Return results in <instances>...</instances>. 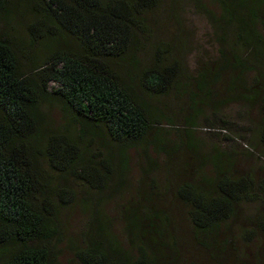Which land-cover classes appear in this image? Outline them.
Masks as SVG:
<instances>
[{
    "label": "trees",
    "instance_id": "obj_1",
    "mask_svg": "<svg viewBox=\"0 0 264 264\" xmlns=\"http://www.w3.org/2000/svg\"><path fill=\"white\" fill-rule=\"evenodd\" d=\"M36 1L43 14L28 27L31 45L44 48L37 65L25 69L22 44L0 29L1 264H53L47 245L57 234L53 198L67 191L46 180L42 160L51 170L76 173L94 189H102L115 172L125 170L126 150L164 120L151 104L153 97L184 87L181 66L168 58L167 46H156L149 66L137 56L143 48L140 38L147 33L141 15L157 0ZM215 1L223 10L222 19L236 24L237 40L264 59V0ZM10 4L0 0V16L8 14ZM233 59V69L241 67L234 76L236 85L247 69ZM218 73L198 74L195 98L209 97L208 87L219 82ZM51 82L57 84L53 89ZM253 92L248 99L257 98L258 90ZM53 101L61 104L67 118L60 127L51 126L45 115L44 106ZM261 125L264 138V119ZM111 144L116 145L114 151ZM212 165L217 170L212 180L178 190L191 206L196 236H217L235 215L237 203L254 193L251 177L231 172L230 156L217 153ZM62 203L59 199L58 207ZM160 217L157 211L140 209L126 217V229L139 251L135 260L96 217L85 247L75 256L80 264H156L166 231ZM261 223L264 230V216Z\"/></svg>",
    "mask_w": 264,
    "mask_h": 264
},
{
    "label": "rangeland",
    "instance_id": "obj_2",
    "mask_svg": "<svg viewBox=\"0 0 264 264\" xmlns=\"http://www.w3.org/2000/svg\"><path fill=\"white\" fill-rule=\"evenodd\" d=\"M36 4V0H11L13 7L0 16L1 33L23 46L20 58L25 69L37 65L44 53L39 43L31 45L28 27L43 14ZM222 11L215 0H157L141 15L147 25L137 54L141 64L152 63L156 46H167L168 58L181 66L184 87L153 97L151 104L161 110L164 120L126 150L124 171L115 172L110 182L96 190L76 173L51 170L41 161L51 186L67 191H58L53 198L57 234L47 244L53 264H80L75 252L85 247L94 217L137 259L139 251L125 220L130 211L139 209L157 211L165 219L156 264H264V59L254 57L237 40L236 24L222 19ZM258 31L263 33L260 26ZM233 57L247 69L236 85L234 76L241 67L233 69ZM203 70L219 72V82L208 87L207 99L198 95L199 100L196 80ZM56 86L51 82V89ZM254 89L259 94L250 100ZM44 110L53 127L67 120L57 101L47 103ZM110 148L114 151L116 145ZM220 152L231 157L235 177L252 178L254 193L237 203L235 215L221 225L217 236H196L191 206L178 190L185 184L212 180L217 173L212 157ZM59 199L64 201L60 207Z\"/></svg>",
    "mask_w": 264,
    "mask_h": 264
}]
</instances>
